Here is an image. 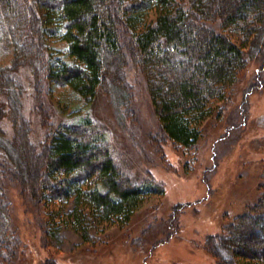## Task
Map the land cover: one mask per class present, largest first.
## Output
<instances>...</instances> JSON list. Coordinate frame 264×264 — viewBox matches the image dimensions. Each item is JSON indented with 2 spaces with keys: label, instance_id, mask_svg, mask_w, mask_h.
Instances as JSON below:
<instances>
[{
  "label": "trees",
  "instance_id": "16d2710c",
  "mask_svg": "<svg viewBox=\"0 0 264 264\" xmlns=\"http://www.w3.org/2000/svg\"><path fill=\"white\" fill-rule=\"evenodd\" d=\"M259 56L264 0H0V261L14 253L9 187L37 206H57L86 243L96 227L124 226L146 197L164 193L152 179L131 181L110 129L84 108L109 96L134 120V70L161 138L192 149L212 107L230 99ZM25 80L33 85L31 108ZM55 88L78 101L57 121ZM28 109L45 131L39 144ZM208 245L217 264H264V177L256 204Z\"/></svg>",
  "mask_w": 264,
  "mask_h": 264
},
{
  "label": "rangeland",
  "instance_id": "374dc122",
  "mask_svg": "<svg viewBox=\"0 0 264 264\" xmlns=\"http://www.w3.org/2000/svg\"><path fill=\"white\" fill-rule=\"evenodd\" d=\"M50 45L63 47L57 39ZM128 80L134 88V120L123 116L109 96L83 111L110 129L117 160L131 181L152 179L164 193L146 197L128 224L96 227L86 243L57 215V206H37L9 187L6 217L14 253L0 264H217L208 239L228 234L256 204L264 177V56L250 61L229 100L212 107L192 149L161 138L142 78L133 70ZM24 83L31 108L33 85ZM52 97L53 121L61 120V110L78 105L65 89L55 88ZM28 111L32 139L39 144L45 131Z\"/></svg>",
  "mask_w": 264,
  "mask_h": 264
}]
</instances>
